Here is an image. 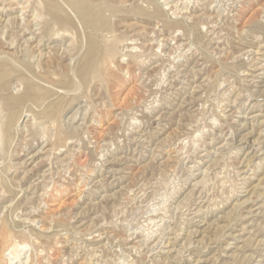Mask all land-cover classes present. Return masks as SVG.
Here are the masks:
<instances>
[{"label":"rangeland","instance_id":"374dc122","mask_svg":"<svg viewBox=\"0 0 264 264\" xmlns=\"http://www.w3.org/2000/svg\"><path fill=\"white\" fill-rule=\"evenodd\" d=\"M0 82V264H264V0H0Z\"/></svg>","mask_w":264,"mask_h":264},{"label":"bare ground","instance_id":"6f19581e","mask_svg":"<svg viewBox=\"0 0 264 264\" xmlns=\"http://www.w3.org/2000/svg\"><path fill=\"white\" fill-rule=\"evenodd\" d=\"M38 51V50H37ZM78 53V52H77ZM2 79V78H1ZM1 83V82H0ZM1 87V86H0ZM2 88V87H1ZM6 90V89H5ZM1 91V90H0ZM17 103V102H16Z\"/></svg>","mask_w":264,"mask_h":264}]
</instances>
